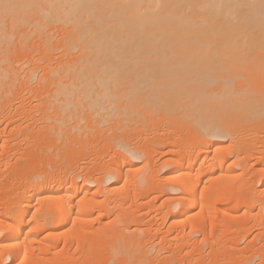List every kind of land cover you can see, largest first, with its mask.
Returning a JSON list of instances; mask_svg holds the SVG:
<instances>
[{"label": "bare ground", "instance_id": "obj_1", "mask_svg": "<svg viewBox=\"0 0 264 264\" xmlns=\"http://www.w3.org/2000/svg\"><path fill=\"white\" fill-rule=\"evenodd\" d=\"M12 156L42 163L11 183ZM247 162L262 164L263 194L242 198ZM8 184L2 264H198L203 245L231 239L222 227L243 232L264 213V0H0ZM158 214L167 231L145 220ZM254 250L207 264H264Z\"/></svg>", "mask_w": 264, "mask_h": 264}, {"label": "rangeland", "instance_id": "obj_2", "mask_svg": "<svg viewBox=\"0 0 264 264\" xmlns=\"http://www.w3.org/2000/svg\"><path fill=\"white\" fill-rule=\"evenodd\" d=\"M27 100V99H26ZM25 105H27V101H25ZM28 106H29V101H28ZM28 106H25L26 108H28ZM22 116V117H21ZM15 117V119H17L18 121L19 120H22L24 117H23V113H22V115H15L14 116ZM20 117V118H19ZM24 120V119H23ZM1 126H4V124L2 125L1 124ZM18 138H19V136H18ZM20 139V138H19ZM25 142L24 141H22L21 142V144H19V145H17L16 146V156L19 154V153H22V152H24V151H22L23 149H25ZM98 146V145H97ZM96 146V147H97ZM7 147V146H6ZM4 149H6V148H4ZM18 149V150H17ZM15 151V150H14ZM21 151V152H20ZM11 152H13V150L11 151ZM37 156V157H36ZM36 156H34L36 159H38V161H40V156H38V155H36ZM31 159V158H30ZM30 159H23L20 163H15V157L14 156H12L11 158H10V160H9V164H8V167L10 168V170L8 169H6V172L8 173L9 171V175H11V177L13 178H16L15 176H17V174L19 173L18 171H19V169H21L20 171L22 172V170H23V166H25L24 164H26L27 165V163H29L31 160ZM30 160V161H29ZM34 161H35V159H33V161H32V164L31 165H34L35 167L37 166L36 164L37 163H39L40 165H41V163H42V161H41V163L40 162H38L37 161V163H34ZM52 162V164L50 163V165H51V167H50V165L49 164H47L48 165V167L46 166V169L48 170V171H52L53 169H54V167H56L55 166V164H54V162H55V160H51ZM24 162V163H23ZM31 163V162H30ZM29 163V164H30ZM11 164V165H10ZM38 164V165H39ZM248 164V165H247ZM247 164H244V167H242V171L245 173V170L247 171V167H245V166H249V162H247ZM12 165H14V168H12L13 166ZM20 165V166H19ZM22 165V166H21ZM58 166H59V164H57ZM80 165H82V164H80ZM260 165V166H259ZM259 165L258 164H256L255 163V165H253V168H254V170H252V168L249 166V168H248V171L245 173V175H243L244 173H242V181H245L246 182V188H245V186L242 188V190L244 189H246L245 191L243 190L242 191V193H245L243 196H245V197H242V198H246L248 195H249V193L250 192H252V194L254 195L255 193H257V195H259L260 193H261V190L259 189V188H261L260 186H261V182H258V177H257V175H256V171H258L259 172V170H258V168L260 169V167H262V164L261 163H259ZM54 166V167H53ZM256 167H257V170H256ZM13 169V171H12V169ZM241 167H238L237 169H239L238 171H241V169H240ZM251 168V169H250ZM244 169V170H243ZM17 171V174H16V171ZM250 170V171H249ZM253 171H255V172H253ZM13 172V173H12ZM6 173V174H7ZM10 173H12L13 174V176H12V174H10ZM163 172H161V174H162ZM248 173V174H247ZM15 174V175H14ZM251 174V175H250ZM9 175H8V177H9ZM247 175H249V176H247ZM253 175V176H252ZM244 176H246V178L244 177ZM256 176V177H255ZM18 177V176H17ZM10 178V177H9ZM13 178V180L10 178L9 180H12V181H10L11 183H13V182H15L17 179H14ZM243 178H244V180H243ZM256 179V180H255ZM249 180V181H248ZM211 183V182H210ZM248 183H250L249 185H248ZM207 185H209V183H206ZM212 185V184H211ZM247 185H248V187H247ZM9 184L8 185H6V187H5V189L4 188H2L1 190H0V199L2 198V197H5V193H7L9 190ZM210 186V185H209ZM12 187V186H11ZM253 187H254V190H252L253 189ZM7 188V189H6ZM231 188H233V189H235V185L234 186H231ZM256 188V189H255ZM251 190V191H250ZM260 191V193H258L259 191ZM157 193V194H156ZM151 192L149 195H146L145 196V198H146V200H147V198H149V197H151L152 199H154V198H156L155 200H154V202H155V205L157 204H159V202H161V199L164 197V195H163V193L164 192H162V193H160V192ZM242 193L240 194V195H242ZM247 193V194H246ZM152 194V195H151ZM156 194V195H155ZM158 194H159V196H158ZM161 194V195H160ZM165 194V193H164ZM239 194V193H238ZM251 194V195H252ZM261 194H263V193H261ZM3 195V196H2ZM235 195H237V193L235 194ZM256 195V194H255ZM155 196V197H154ZM158 196V197H157ZM162 196V197H161ZM166 196V195H165ZM262 196V195H261ZM236 197V196H235ZM151 198H149V200H151ZM164 199V198H163ZM223 202H224V200H223ZM223 202H220V200H219V202H216V207L217 208H220V206L222 207L224 204H225V202L223 203ZM223 203V204H222ZM219 204V205H218ZM253 212L255 213V212H257V210H256V207H254L253 209ZM239 212V211H238ZM237 212V213H238ZM252 212V214H254ZM219 212H217V213H215V215L212 217L213 219H215V217H216V219H217V217L218 216H220V214H218ZM217 214V215H216ZM264 213L262 212L261 214L259 213V214H254L253 216L251 215L250 217H247V218H249V219H247L246 217H244V219H243V217H242V222L244 223V224H246L247 226H249V224H250V226H251V228L249 227L248 229H247V226H246V229H247V231L249 232V234H248V232H246V229H244V231L248 234L246 237H244L243 235H246V233L244 234V231L243 232H241V230H232V232L231 231H227V227H225L224 225V227H222V229L224 228L226 231V235H225V232H224V234H220V232H218V231H220V229L219 230H216L221 236L223 235V237H225L226 238V236H227V238L229 239V238H231V239H229V241H227L225 238L223 239V237H222V240H226L225 242H223L222 244L220 243H218L217 245H216V243H214V245L212 244V247H211V245L210 244H207V245H203L204 247H203V251H201L202 250V245H201V247H198V249L199 248H201L200 249V251L203 253L204 252V254H202L201 256L200 255H198L197 256V258L198 257H200V259L199 260H197V261H200V262H198V264H207V262L209 261V258H211V256H212V258L213 257H215L216 258V256L217 255H219L220 257L222 256V255H225V251H226V254L228 255V253L230 252V251H232L231 253H229V254H233L234 256H233V258H237L238 256L237 255H239L240 254V256H241V254H243L242 252H244V253H254V252H252V249L254 250V251H259V250H264V249H261L262 247L261 246H263L264 245V227L262 228V226H260L259 225V221H260V219H262L263 217L262 216H264L263 215ZM159 215V214H158ZM257 216L258 217V219H259V216H261L260 217V219H259V221L256 219V218H253L254 216ZM166 218V215H159V218H158V216H156V217H154V218H151L150 219V217L149 216H146V218L147 219H145V220H148V225H152L153 227H157V228H159L160 227V230L162 229V232H163V229H165V228H167V223H168V219H166L165 220V218ZM219 218V217H218ZM154 219H156V221L154 220ZM161 219H162V221H161ZM240 219V218H239ZM238 219V220H239ZM254 219H256L257 221H254ZM106 220H107V218H106ZM105 220V217H103L102 219H100L99 221L97 220V221H94V223H93V221L92 222H90L89 224H90V229L92 228V230L94 231V232H98V231H100L101 230V228H103L104 227V223L105 222H103V221H106ZM253 220V221H252ZM160 221V222H159ZM163 221H164V223H163ZM226 221V220H225ZM230 221V220H229ZM232 221V220H231ZM245 221H247V222H245ZM254 222V223H253ZM92 223V224H91ZM230 222H227V224H229ZM256 223V224H255ZM157 224V225H156ZM225 224V223H224ZM227 224H225V225H227ZM253 224V225H252ZM257 224H258V227H257ZM92 225V226H91ZM162 225V226H161ZM166 225V226H165ZM159 226V227H158ZM209 224H206V230H208L209 231ZM255 226L257 227V228H255ZM260 226V227H259ZM101 227V228H100ZM100 228V229H99ZM181 228V227H180ZM179 227L177 228V229H172V231L169 233V231H168V233H166V231H167V229H165L166 231L162 234L163 236H164V234L166 235V237H170L171 235H174V232L175 233H177L178 232V230L179 231H183V229L184 228H181L180 229ZM262 228V229H261ZM260 230V231H259ZM186 231V229H184V231L183 232H185ZM238 231V232H237ZM256 231L258 232V233H263V235H261L260 237L262 238V240H259L260 239V237H258V240H255L254 242H253V244H251L250 245V247L252 246L253 248L251 249L250 247H248V248H246L245 247V245L247 244V240H251V238L255 235V233H256ZM161 232V233H162ZM221 232H222V230H221ZM222 232V233H223ZM228 232V233H227ZM234 232H236V233H234ZM240 232L243 234H240ZM251 232V233H250ZM255 232V233H254ZM199 232H197L196 234H192V236H193V238H192V236H191V241H193V239H195V238H198L201 234L199 233ZM252 233H253V236H252ZM229 234V235H228ZM237 234V235H236ZM257 234V233H256ZM168 235V236H167ZM198 237H197V236ZM219 235V236H220ZM239 235V236H238ZM242 235V236H241ZM252 237H251V236ZM160 236V235H159ZM159 236H157L158 238H155V240L157 241L158 239H160V237ZM216 237V234L214 235V237L212 238H209L210 240H212V239H214ZM250 238V239H249ZM243 239V240H242ZM191 241H189L190 243V247H189V249L192 247V244H191ZM213 241V240H212ZM232 241H234V242H232ZM241 241V242H240ZM260 241H262V242H260ZM229 242V243H228ZM256 242V243H255ZM193 243V242H192ZM225 243V244H224ZM227 243V244H226ZM252 243V242H251ZM261 243V245H259ZM233 244V245H232ZM258 245V246H253V245ZM58 245L60 246V243L58 242ZM72 245V244H71ZM70 245V247L72 248V246ZM209 245V246H208ZM218 245H220V246H218ZM232 246H234V247H232ZM168 247H172V246H168ZM217 247V248H216ZM207 248H208V250H207ZM212 250H211V249ZM229 248V249H228ZM264 248V247H263ZM209 249H210V253L208 252L209 251ZM220 250V252H219V250ZM251 250V252L249 251V250ZM216 252H215V251ZM234 250V251H233ZM200 251H197V252H200ZM224 251V252H223ZM229 251V252H228ZM249 251V252H248ZM200 252V253H201ZM206 252V253H205ZM208 252V253H207ZM234 252V253H233ZM264 252V251H263ZM236 253V254H235ZM213 254V255H212ZM49 255V254H48ZM47 255V256H48ZM75 255H76V253H75ZM205 257H204V256ZM208 255V256H207ZM219 256H217L218 258H220ZM224 257V256H223ZM257 258V257H256ZM205 259L207 260V261H205ZM255 261H258V258L255 260ZM8 262V261H7ZM7 262H5V261H3V264H8ZM203 262H205V263H203ZM223 262V261H222ZM229 263V261L227 262H225V263H223V264H228ZM0 264H2V260L0 259ZM197 264V263H196Z\"/></svg>", "mask_w": 264, "mask_h": 264}, {"label": "snow or ice", "instance_id": "obj_3", "mask_svg": "<svg viewBox=\"0 0 264 264\" xmlns=\"http://www.w3.org/2000/svg\"><path fill=\"white\" fill-rule=\"evenodd\" d=\"M5 7L7 8V7H14V6H10V5H5Z\"/></svg>", "mask_w": 264, "mask_h": 264}]
</instances>
